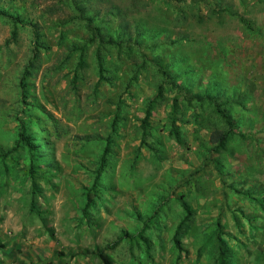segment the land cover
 <instances>
[{"label": "rangeland", "instance_id": "374dc122", "mask_svg": "<svg viewBox=\"0 0 264 264\" xmlns=\"http://www.w3.org/2000/svg\"><path fill=\"white\" fill-rule=\"evenodd\" d=\"M262 80L264 0H0V264H264Z\"/></svg>", "mask_w": 264, "mask_h": 264}, {"label": "trees", "instance_id": "16d2710c", "mask_svg": "<svg viewBox=\"0 0 264 264\" xmlns=\"http://www.w3.org/2000/svg\"><path fill=\"white\" fill-rule=\"evenodd\" d=\"M209 99H211V98H209ZM232 123H234V121L232 119L227 121V125H229V126H231ZM174 135H176V138H178L177 133H175ZM228 136H229V133H222V132L213 133L211 135V143L214 145V148L212 151L215 153H219L220 151L224 150ZM106 154H107V151L104 150V152L102 154V158L105 157ZM180 225H181V223L176 228V232H175L174 237H173V242H174V245L177 248V250L182 251L180 241L177 238V236H178L177 232L180 229ZM123 239H124V237L120 236L118 238V240L114 241L112 244L107 245L104 248L92 250V251H90V254L92 256L96 257L101 264H111L109 257L105 254V251L106 250H113L118 245V243L120 241H122ZM218 246L219 247H218V255H217V264H229V260H228L229 256H228L227 250L222 246L220 241H219ZM87 253H89V252H87ZM43 264H52V263L47 262V263H43Z\"/></svg>", "mask_w": 264, "mask_h": 264}, {"label": "crops", "instance_id": "0c3cea01", "mask_svg": "<svg viewBox=\"0 0 264 264\" xmlns=\"http://www.w3.org/2000/svg\"><path fill=\"white\" fill-rule=\"evenodd\" d=\"M261 86H262V88L264 87V80L261 81ZM256 87L259 88L260 87V83H258Z\"/></svg>", "mask_w": 264, "mask_h": 264}]
</instances>
